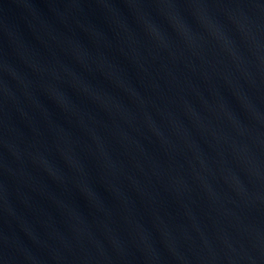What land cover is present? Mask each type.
<instances>
[{
    "label": "water",
    "instance_id": "water-1",
    "mask_svg": "<svg viewBox=\"0 0 264 264\" xmlns=\"http://www.w3.org/2000/svg\"><path fill=\"white\" fill-rule=\"evenodd\" d=\"M0 264H264V0H0Z\"/></svg>",
    "mask_w": 264,
    "mask_h": 264
}]
</instances>
